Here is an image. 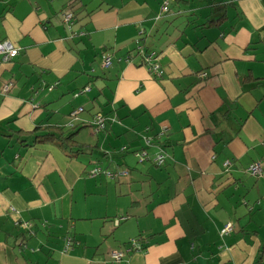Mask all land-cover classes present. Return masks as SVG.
<instances>
[{"label":"crops","instance_id":"crops-1","mask_svg":"<svg viewBox=\"0 0 264 264\" xmlns=\"http://www.w3.org/2000/svg\"><path fill=\"white\" fill-rule=\"evenodd\" d=\"M0 40L20 50L0 67V264H264V0H0ZM36 127L87 148L16 134Z\"/></svg>","mask_w":264,"mask_h":264},{"label":"built area","instance_id":"built-area-1","mask_svg":"<svg viewBox=\"0 0 264 264\" xmlns=\"http://www.w3.org/2000/svg\"><path fill=\"white\" fill-rule=\"evenodd\" d=\"M162 11H167V3H165L162 7ZM61 21L66 26L67 30L71 31L73 25L75 24V13L72 8L66 6L60 13ZM20 50L14 47L8 40H0V67L3 65L11 64L18 56ZM138 55L141 56V63L145 65L149 72L154 75L155 77L159 78L162 76V70L160 69L159 64L156 62L158 59V55L154 52L146 53L143 51L141 47H138L137 50ZM112 65V58L109 55H104L102 58V67L104 69L110 68ZM13 87V83L11 81L3 84L1 86V93L7 94L11 88ZM89 91V87H85L80 93ZM83 111L82 108H78L71 113V117H76L77 114ZM92 128L95 133H98L106 128V119L103 115L97 114L93 117L91 122ZM162 132H166L164 128ZM144 142L146 145L150 144L149 138H144ZM122 151H125L123 148ZM135 157L138 159L139 162H144L148 159L147 153L145 151L135 152ZM166 156L164 153H159L152 159V162L155 166L161 167L165 162ZM228 164V163H227ZM247 172L254 177H261L263 175V167L260 163H253L249 166ZM101 173H104L107 177L113 179L114 175L110 171H102L100 168L95 167L90 172L91 176H97ZM121 175H127L126 172L121 173ZM122 219H118L116 221V225L120 223ZM15 225L20 229L30 232L31 233V223L30 222H15ZM233 232V226L228 223L223 226V228L219 231V235L221 238L227 236L228 234ZM72 246V239L66 238L65 245H64V252L68 251ZM145 250L144 244L140 239L134 238L131 239L128 243L126 248L121 250H114L109 253V256L112 261H120L122 260L128 253L131 252H143Z\"/></svg>","mask_w":264,"mask_h":264},{"label":"trees","instance_id":"trees-1","mask_svg":"<svg viewBox=\"0 0 264 264\" xmlns=\"http://www.w3.org/2000/svg\"><path fill=\"white\" fill-rule=\"evenodd\" d=\"M65 5L73 8V2L71 1H68ZM253 80L256 81V79ZM16 134L27 137L33 136L38 144H55L68 154H79L87 148L75 141V132H70L60 127H36L30 132L17 131Z\"/></svg>","mask_w":264,"mask_h":264},{"label":"rangeland","instance_id":"rangeland-1","mask_svg":"<svg viewBox=\"0 0 264 264\" xmlns=\"http://www.w3.org/2000/svg\"><path fill=\"white\" fill-rule=\"evenodd\" d=\"M172 1H174V0H172ZM163 4H165V3H163ZM173 5V4H172ZM171 8H172V6H171ZM173 8H174V6H173ZM177 9V8H176ZM87 130V129H86ZM89 133V132H88ZM76 140H78L77 138H76ZM95 154V153H94ZM95 159H99V161H103V159L102 158H99L96 154L93 156ZM104 165V162L102 163V166Z\"/></svg>","mask_w":264,"mask_h":264}]
</instances>
